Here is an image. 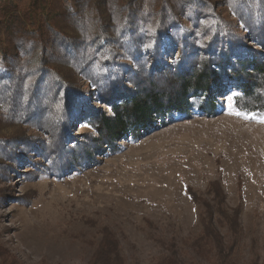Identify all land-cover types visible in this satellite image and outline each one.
I'll return each mask as SVG.
<instances>
[{"label": "trees", "instance_id": "1", "mask_svg": "<svg viewBox=\"0 0 264 264\" xmlns=\"http://www.w3.org/2000/svg\"><path fill=\"white\" fill-rule=\"evenodd\" d=\"M69 1L0 0V129L49 137L0 132V179L16 163L57 178L79 173L160 125L213 115L225 95L239 115L264 117V0H89L92 37ZM70 123L89 131L70 135ZM189 194L205 210L182 243L208 264H238L240 208L224 210L215 182L211 203ZM102 235L87 264H126L113 233ZM169 250L154 264H185Z\"/></svg>", "mask_w": 264, "mask_h": 264}, {"label": "rangeland", "instance_id": "2", "mask_svg": "<svg viewBox=\"0 0 264 264\" xmlns=\"http://www.w3.org/2000/svg\"><path fill=\"white\" fill-rule=\"evenodd\" d=\"M87 1L68 4L79 28L92 37L98 28L82 13ZM223 14L246 35L231 13ZM219 101L213 115L195 113L160 125L79 173L57 178L16 163L0 179V197L7 195L0 200V264H87L105 229L115 236L126 264H154L171 256L170 248L185 264H208L182 242L198 232L205 210L189 193L211 203L214 182L224 193V210L233 215L240 208L238 264H264V117L239 115L229 95ZM87 131L70 123L68 133ZM0 132L24 133L37 143L47 137L24 127ZM218 230L231 238L228 229Z\"/></svg>", "mask_w": 264, "mask_h": 264}]
</instances>
